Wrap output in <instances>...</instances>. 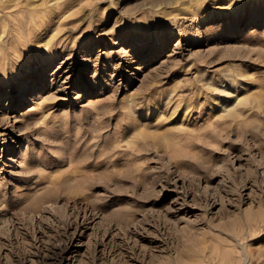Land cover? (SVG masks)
Returning a JSON list of instances; mask_svg holds the SVG:
<instances>
[{
    "label": "rangeland",
    "instance_id": "1",
    "mask_svg": "<svg viewBox=\"0 0 264 264\" xmlns=\"http://www.w3.org/2000/svg\"><path fill=\"white\" fill-rule=\"evenodd\" d=\"M63 16L0 65V264H264V0Z\"/></svg>",
    "mask_w": 264,
    "mask_h": 264
},
{
    "label": "bare ground",
    "instance_id": "2",
    "mask_svg": "<svg viewBox=\"0 0 264 264\" xmlns=\"http://www.w3.org/2000/svg\"><path fill=\"white\" fill-rule=\"evenodd\" d=\"M77 1L78 0H0V65L4 63V60H8L10 64H12L11 62L13 61L19 62L18 60L23 59L26 54H33V51H37L40 46L42 49L38 51L44 54L33 59L32 64L27 68V71L32 68L31 73H34L33 76L36 77V65L43 61L52 63L53 60L59 57L65 50L66 44L62 43L61 39L56 38L55 40L54 35L49 32H51L52 29L56 30L58 25L62 24L63 15H68L77 4ZM258 21H260L259 18H252L250 24H256ZM41 28H44L45 33H40ZM68 58H70V56L64 59L67 60ZM16 72H18V69ZM31 73L28 75L29 77ZM15 79L20 80V85H22L23 88H27L29 83L27 79H18L15 75L9 77L6 83L10 85L12 83L14 84ZM4 84L5 83L2 85ZM138 109L140 108H134L132 111ZM1 135L3 134H0V136ZM7 149L12 152L10 145L7 146ZM14 161V159L10 158V162L14 163ZM26 161V148L23 147L20 162L15 164L12 173L20 176L22 174L24 175V168L20 167H22V164H25ZM16 167L17 169L19 168V170L16 171ZM185 203L187 205V202ZM74 252L76 254L77 251ZM241 257L242 259H239L240 262L237 264H247L248 257L244 254L243 250H241Z\"/></svg>",
    "mask_w": 264,
    "mask_h": 264
}]
</instances>
